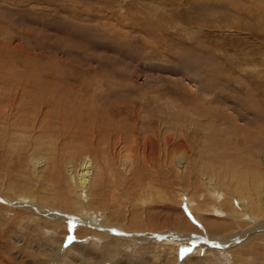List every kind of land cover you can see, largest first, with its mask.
Returning <instances> with one entry per match:
<instances>
[{"label":"rangeland","instance_id":"obj_1","mask_svg":"<svg viewBox=\"0 0 264 264\" xmlns=\"http://www.w3.org/2000/svg\"><path fill=\"white\" fill-rule=\"evenodd\" d=\"M258 185L264 0H0V264H242L236 248L264 235ZM232 192L251 232L227 216ZM83 208L110 226L71 219ZM223 222L210 240L198 227ZM259 246L243 264H264Z\"/></svg>","mask_w":264,"mask_h":264},{"label":"bare ground","instance_id":"obj_2","mask_svg":"<svg viewBox=\"0 0 264 264\" xmlns=\"http://www.w3.org/2000/svg\"><path fill=\"white\" fill-rule=\"evenodd\" d=\"M27 85V84H26ZM23 86H25V85H23ZM26 93V92H25ZM23 98V97H22ZM18 99V98H17ZM19 100V99H18ZM17 101V100H16ZM15 101V99L14 100H11V106H12V109L11 110H8L7 112H6V110L5 111H1V112H3V114H5V115H7V117H8V115L9 114H12V110H18L19 109V104L17 103ZM25 101V100H24ZM21 106V105H20ZM23 107V106H22ZM21 107V108H22ZM9 108H10V106H9ZM22 110V109H21ZM20 110V111H21ZM16 111H14V112H16ZM19 112V111H18ZM24 113V112H23ZM19 115V114H18ZM25 115V114H24ZM13 115H11V117H12ZM19 117V116H18ZM22 117V116H21ZM23 118V117H22ZM14 119V118H13ZM15 120H17V119H15ZM20 120V119H19ZM42 160V159H41ZM41 160H38L37 161V163L38 164H41L42 163V161ZM36 162V161H35ZM91 166H92V162H91V160L89 159V157L88 156H85L84 157V159H83V161H82V163L79 165V169L77 170V176H76V181L74 180V181H72L71 180V182L75 185V190L77 191V195L78 196H80V191H82V190H86L88 187H89V184H90V176H91ZM70 170V169H69ZM220 172V171H219ZM220 175V174H219ZM213 179L212 178H210L208 181H207V185L209 184V182L210 181H212ZM226 182L228 183V180H226ZM246 183V182H245ZM230 184H232V179L229 181V185L228 186H230ZM233 185V184H232ZM233 188V187H232ZM245 188V187H244ZM250 188V190H251V193L253 194V190L256 192V191H258L259 192V194H260V197L257 199V201H256V204H255V206H258L257 207V209L259 210L260 209V211L261 212H264V209H262L263 207L261 206V205H264V185H258V186H251V187H249ZM211 192V191H210ZM214 193V192H213ZM243 193V192H242ZM211 195H212V193H211ZM232 196H233V200H232ZM14 198H17V200H18V202H20V204L23 206H25V207H27V208H29V209H33V210H36V205L33 207V200H30V199H27V198H25V197H14ZM226 199L225 200H227V202H234L235 203V205H236V208L239 210V213H236V215H235V213H234V215H227V216H230V218H232V220H234V221H236V222H238V223H240L241 221H243L244 219H248L249 221H251V226H252V228L251 229H249L248 230V232H251L255 227H257L258 225H260V222L258 221V219H257V217L256 216H253L252 214V212L248 209V203H249V201H248V198L249 197H247V196H243V197H240V196H236L235 195V193H231V195L230 196H228L227 195V193H226V197H225ZM230 198H231V200H230ZM190 201V200H189ZM188 202V201H187ZM191 202V201H190ZM189 202V206L191 207V203ZM233 203V204H234ZM33 204V205H32ZM32 206V207H31ZM37 206H39L38 204H37ZM231 207V206H230ZM92 208V207H91ZM232 208H234V207H232ZM190 209V208H189ZM236 209V210H237ZM133 212V211H132ZM203 213V212H202ZM135 214V213H134ZM196 215H197V213H196ZM199 215V214H198ZM201 215V214H200ZM244 215H245V217H244ZM73 216H77V217H73ZM73 216H71L72 218L71 219H76V220H78V223H79V221H83L84 219L85 220H87V221H92V222H94L95 224H97V225H104V226H110V224H109V222H108V219L107 218H105L102 214H99L98 212H96V213H94L93 211L91 212V211H88V212H86L85 210H84V208L83 209H75V211L73 212ZM79 217V218H78ZM67 218H69V217H67ZM197 218H199V217H197ZM192 219H193V221H194V223H197L198 224V221L197 220H195V218L194 217H192ZM229 219V218H228ZM134 223V224H133ZM132 223V225L131 226H128V230H133V229H142L143 228V224L142 223H140L139 221H137V222H133ZM189 223V222H188ZM142 224V225H141ZM233 224H234V222H233ZM199 225V224H198ZM205 225V224H204ZM224 225H229V224H224V222H223V224L222 225H220V227H223V228H220L219 227V225L217 224V226L216 225H211V226H209V224H207L206 223V228L204 227V229L201 227V225L200 226H198L199 227V229L201 230L200 232H202V235L205 237V239L206 240H210L211 238H212V236L213 235H215V234H217L218 233V235H220V236H222V232L224 233H226L227 231V228H226V226L224 227ZM150 226H154V224L153 223H151L150 224ZM230 226H231V224H230ZM239 226V225H238ZM188 227V228H187ZM191 224H190V226H189V224H187L186 225V228L187 229H184V231H187V230H191ZM132 228V229H131ZM152 228V227H151ZM184 228H185V226H184ZM249 228V227H248ZM239 229V228H238ZM241 231V230H240ZM122 232V231H121ZM224 233V234H225ZM247 235V231H242V232H239L238 234H231V235H229V236H227V237H225V238H221V240L222 241H228V242H232V241H235L236 239H239V238H243V237H245ZM124 236H127V238L126 239H124L123 237ZM137 237V238H139L138 240H140V241H146L147 242V244H151V242L154 240V239H159L160 238V236L161 237H163L165 240H170V241H175V242H177V241H182L183 243H185L186 242V244H188V243H190V242H196V241H200V240H202L201 238L202 237H199V236H195V234L194 235H192V234H189V235H182V234H172V233H170V232H167V233H165L164 235H160V236H157V235H154V234H137V235H133V237H132V234L131 235H127V234H125V235H122V236H119V237H116V239L117 240H119V242H121L122 240H124V241H126L127 239H129L130 241L131 240H137V239H135V237ZM179 240H178V239ZM177 239V240H176ZM188 241H190V242H188ZM218 241H220V240H218ZM217 241V242H218ZM237 241V240H236ZM136 242V241H135ZM257 242H258V244L259 245H264V235L263 234H261V233H259V234H256V235H254V236H252L251 238H249L248 239V244H242V245H240V246H238L237 248H236V252H237V257L238 258H240L241 260H243V261H241V260H239V261H241L242 262V264L243 263H245V261L247 260V257H251V255H252V251H253V249L254 248H257L258 249V251L260 252L261 251V247L257 244ZM121 244H122V242H121ZM231 244V243H230ZM262 253V252H261ZM260 253V254H261ZM231 254H233V253H231ZM263 254H264V252H263ZM261 255V258H262V260L264 259V255ZM235 255H236V253H235ZM258 257H260L259 255H258ZM252 258V257H251ZM256 258V256L253 258V259H255ZM247 263V262H246Z\"/></svg>","mask_w":264,"mask_h":264}]
</instances>
